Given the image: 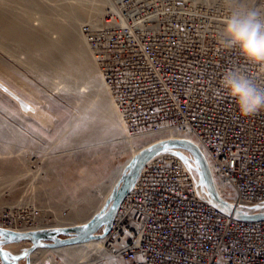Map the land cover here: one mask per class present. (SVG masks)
Returning a JSON list of instances; mask_svg holds the SVG:
<instances>
[{"label":"built area","instance_id":"2783aa9c","mask_svg":"<svg viewBox=\"0 0 264 264\" xmlns=\"http://www.w3.org/2000/svg\"><path fill=\"white\" fill-rule=\"evenodd\" d=\"M196 9L181 0H114L98 26L84 25L82 31L130 131L191 129L222 194H233L236 205H255L264 202L262 112L251 126L247 117L230 119L227 110L235 106L222 89L223 97L212 88L209 96L201 95L203 79L192 70L199 60L208 68L220 64L221 71L224 60L231 61L224 53L211 59L208 17ZM183 72L185 80L196 73L191 94L174 77ZM214 97L220 104L214 105ZM197 182L196 171L170 154L143 168L104 242L119 264H264V220L224 215L200 197Z\"/></svg>","mask_w":264,"mask_h":264},{"label":"bare ground","instance_id":"6f19581e","mask_svg":"<svg viewBox=\"0 0 264 264\" xmlns=\"http://www.w3.org/2000/svg\"><path fill=\"white\" fill-rule=\"evenodd\" d=\"M198 1L200 3H206L207 0H194V2L189 3V7L192 10H195V8H197V12L199 8H202L204 10V14L208 17V24H206L207 26H205L206 29L211 30L212 32L211 37L213 40V53L210 56L211 59L219 58L217 56L224 53L222 54V57L231 61L230 63L228 62V64L227 61L224 60L223 65L225 67H238L242 72L246 74H253L260 77L259 82H264V65H254L247 63L242 58H239L241 56L239 55L238 49L222 50V48H220L217 43L218 35L223 26V22L226 16L229 14L230 9L233 8L236 4L246 3V1L228 0L230 5H232L231 7L228 5V3L225 4L223 2L224 0H222L224 4L219 0H212L211 3H208L207 6L204 7L193 6ZM113 3L114 0H5L2 3L3 6L0 5V31L2 32V38L8 40L10 42L8 44H11V47L8 48L9 51H15V53L20 52L21 54H24L26 56V62L29 63V65L33 69L42 73L43 76L45 75L47 77L49 75H55L56 77L69 78L70 80L65 86L67 90L72 89L75 83L80 82L84 85V88L79 92H86L85 94L81 95H85V97L86 95H92L93 97H95L94 105L88 112L91 115L85 117L79 124V126H77L67 134L66 142L70 143L78 141L87 143L91 141H97L98 139L103 138L104 134L111 133L117 136V139H119L121 143H127L128 145H130L133 142L132 140L136 138L145 139L150 133L159 136L154 139H150L149 142L136 149H132L129 158L122 165H120V167L112 175L110 186L108 187L101 203L86 219L81 220L77 224L68 225L69 223H76L77 221H74L73 219H76L82 213L81 209H76L71 212L69 216H67V222L57 221L56 223L48 226L40 225L38 227L35 226L29 228L8 227L0 223V228L2 229L16 232H25L40 230L44 228L79 226L85 224L103 208L106 200L109 198L118 180L124 173L126 166L136 155V153L141 149L155 142L174 138L186 139L197 145L195 141L197 140L196 137L199 138V136H196V134L191 129L179 131L178 129L171 128L173 126H165L159 132H154L151 130L150 132L141 131L138 133H133L130 131V124L123 114L121 107L118 105L116 99L109 91V88L103 82L102 73L99 69L95 54L90 48L86 34H84V32L82 31V26L84 25H88L90 27L98 26V24L102 22L104 16L106 15L107 9L110 8ZM227 6L230 8H228ZM33 10L37 15L36 17H34L31 13ZM199 18L201 21V17ZM84 21H86L87 23L81 25ZM203 36L204 32L203 30H201L200 37L203 38ZM203 48L204 47H201V50ZM211 64V68L205 67L204 65L206 64L204 60L200 59L197 68H192V70H195V72L198 71L201 75L200 78L203 79L201 82H199V85L202 86L201 95L203 97L209 96V90H211L212 88L214 91V96L223 97V94L220 92L221 88L219 87V80L217 78V74L221 71L219 68V66L221 65H216L212 62ZM222 72L223 69L221 73ZM196 73L192 72L188 80H185L184 78L186 75L185 72H183L181 76H174L180 77L178 78V82L179 85L181 84L184 94H191L194 86H197V84L195 83V81L197 80V78L195 77ZM0 94L7 97L10 101L16 103L20 111L19 113L22 116L29 118L31 124H33L34 126L42 125L48 121V118L46 116V113L42 109V106H35L34 104L26 100L24 96H22V94L18 90H16V88L5 82L1 77ZM213 103L214 105L220 104V102H218L215 97ZM26 106H29V109L25 110ZM203 106L205 109V107L208 106V103H203ZM193 107L194 106H192L191 108ZM213 108L218 113V108L215 106H213ZM227 112L228 114L231 112L229 114L230 116H232L230 117V119H236L235 117L239 116L236 108L234 107L228 109ZM261 112L262 113H258L259 115L256 113L252 116H248L246 123L252 126V121H254L256 115H258V120L261 123L262 127H264V111ZM217 119L220 118L218 117ZM217 119L211 120H213L216 125H218L219 121ZM184 123L185 122H183V124ZM174 126L176 127L177 124H175ZM247 132H250V129H248ZM30 135L32 134L28 131L13 135L12 133H4L0 129V139L3 141V144H5V147L3 148V151L5 150L4 153H0V167L3 165L6 168L13 170L12 172L17 173V170L19 169L22 161L26 158L28 159V156L33 153V151L31 150V146L37 143V139L34 136L31 137ZM170 150H176L177 152H180L179 154H181L182 156L189 153L181 148H174ZM199 150L203 154V157L208 164L205 154L200 148ZM165 152L151 158L143 166V168H145L152 160L169 154ZM1 154L5 155L1 156ZM191 157V155L188 156L190 160H193ZM208 167L210 169L209 164ZM143 168L141 169L140 173L142 172ZM28 171L31 172L29 169ZM28 171H21L24 173H22V175H26ZM82 172H86V175L88 173V171L86 170L85 172L81 170L78 173L77 171L75 173L82 175ZM48 175L51 178L46 185L47 188L51 189L54 188V182L52 179L53 174L47 171L45 173V176ZM19 176H21V174H19ZM213 182L218 194L225 201L236 206V203H234L232 200L233 194L230 195V197L224 196L222 194L224 188L222 187V184H217L214 178ZM129 193L126 195L123 202L126 200ZM123 202L121 203V205L123 204ZM118 212L119 210L117 211V214ZM111 231L112 227L105 236H102L101 238L91 239L79 244L67 245L58 248H37L29 256L30 264H36L35 257L37 256V254L47 251L65 252L70 257L63 253L61 257L63 262L67 263L69 262V260H73L74 264H77V261L72 258V254L80 250L88 249L93 244L102 241L104 249L108 251L107 246H104V242L108 238V236L110 237V235L112 234L110 233ZM101 233L102 229H100L96 234ZM30 245L31 243L29 241L24 240L4 245L2 246V248L6 252L7 260H13L21 253L22 249L28 248ZM96 257L99 258L94 252H89L85 264L99 263V259L97 260ZM53 261V259H48L45 264H50ZM90 261L95 262L88 263ZM22 262L23 264H25V260L19 261L17 264H21Z\"/></svg>","mask_w":264,"mask_h":264},{"label":"rangeland","instance_id":"374dc122","mask_svg":"<svg viewBox=\"0 0 264 264\" xmlns=\"http://www.w3.org/2000/svg\"><path fill=\"white\" fill-rule=\"evenodd\" d=\"M1 1L0 5L3 6L5 0ZM245 1L246 4L264 8V0ZM211 2L212 0H207L206 3L198 1L193 6L204 7ZM223 2L232 6L228 0ZM31 13L34 17L37 16L34 10ZM86 23L84 21L81 25ZM8 43L10 42L2 38L0 31V77L16 88L26 100L35 106H42L48 121L34 126L29 118L19 113L16 103L0 94L2 132L16 135L28 131L32 134L31 137L37 139V143L31 146L33 153L22 161L17 173L3 165L0 167V223L8 227L48 226L57 221L67 222V216L71 212L81 209L82 213L73 219L77 222L68 225L77 224L90 216L101 203L112 175L129 158L132 149L159 136L150 133L145 139L132 140L130 145L121 143L111 133L104 134L102 140L66 142L67 134L91 115L88 112L94 105L95 97L81 95L86 92H79L84 88L80 82L75 83L73 90H67L65 86L69 78L43 76L26 62L24 54L9 51L11 44ZM4 147L5 144L0 139V153H4ZM23 170L28 173L22 175ZM81 170L88 171L87 175L86 172L77 174ZM47 171L53 174L54 188L51 189L46 185L51 178L49 175L45 176ZM63 253L65 252L47 251L37 254L36 264H45L48 259L54 260L50 264H74L73 260L64 263L61 258ZM93 262L95 261L88 263ZM0 264L3 263L0 261Z\"/></svg>","mask_w":264,"mask_h":264},{"label":"water","instance_id":"95a60500","mask_svg":"<svg viewBox=\"0 0 264 264\" xmlns=\"http://www.w3.org/2000/svg\"><path fill=\"white\" fill-rule=\"evenodd\" d=\"M174 148L186 150L193 160H190L186 154L182 156L179 154L180 152L170 150ZM163 152L179 157L196 171L197 186L200 187L201 192L200 197L213 208L226 216L241 221L264 220V207H261L264 202L251 206H235L218 194L208 164L197 145L181 138L166 139L155 142L136 153L126 166L103 208L87 223L79 226L44 228L25 232L0 228V261L3 264H17L19 261L25 260V264H30L29 256L37 248H58L105 236L110 231L118 208L137 181L143 166L151 158ZM100 229H102V233L96 234ZM24 240L29 241L31 245L22 249L21 253L13 260H7L6 252L2 246Z\"/></svg>","mask_w":264,"mask_h":264},{"label":"clouds","instance_id":"9594fccd","mask_svg":"<svg viewBox=\"0 0 264 264\" xmlns=\"http://www.w3.org/2000/svg\"><path fill=\"white\" fill-rule=\"evenodd\" d=\"M217 43L224 50L238 49L247 63L264 65V8L236 4L223 22ZM259 81L256 75L229 67L223 70L219 87L233 102L238 114L248 117L264 111V82ZM89 252L99 257V264H119L118 258L104 249L102 241L73 253L72 258L77 264H85Z\"/></svg>","mask_w":264,"mask_h":264},{"label":"snow or ice","instance_id":"6c2138e0","mask_svg":"<svg viewBox=\"0 0 264 264\" xmlns=\"http://www.w3.org/2000/svg\"><path fill=\"white\" fill-rule=\"evenodd\" d=\"M261 207H264V205H261Z\"/></svg>","mask_w":264,"mask_h":264}]
</instances>
